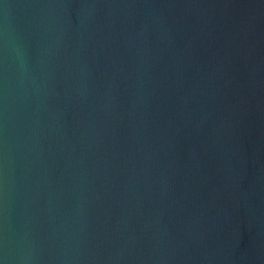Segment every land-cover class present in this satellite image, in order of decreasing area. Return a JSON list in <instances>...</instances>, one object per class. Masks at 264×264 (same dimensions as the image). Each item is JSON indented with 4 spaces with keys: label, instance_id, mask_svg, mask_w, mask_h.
Returning a JSON list of instances; mask_svg holds the SVG:
<instances>
[{
    "label": "water",
    "instance_id": "obj_1",
    "mask_svg": "<svg viewBox=\"0 0 264 264\" xmlns=\"http://www.w3.org/2000/svg\"><path fill=\"white\" fill-rule=\"evenodd\" d=\"M4 264H264V0H0Z\"/></svg>",
    "mask_w": 264,
    "mask_h": 264
},
{
    "label": "clouds",
    "instance_id": "obj_2",
    "mask_svg": "<svg viewBox=\"0 0 264 264\" xmlns=\"http://www.w3.org/2000/svg\"><path fill=\"white\" fill-rule=\"evenodd\" d=\"M0 264H4V261L3 260H0Z\"/></svg>",
    "mask_w": 264,
    "mask_h": 264
}]
</instances>
